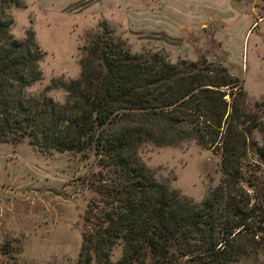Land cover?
<instances>
[{
	"label": "trees",
	"instance_id": "16d2710c",
	"mask_svg": "<svg viewBox=\"0 0 264 264\" xmlns=\"http://www.w3.org/2000/svg\"><path fill=\"white\" fill-rule=\"evenodd\" d=\"M10 7L24 4L0 0V142L26 140L40 151L92 157L97 166L82 178L94 196L81 217L76 264H235L264 255V186L256 200L240 172L249 131L242 125L256 115L241 106V85L223 64L130 53L100 21L79 46L78 75L50 81L65 93L56 102L44 93L48 85L25 92L40 79L43 52L30 29L22 38L8 32ZM255 107L264 108V99ZM187 140L220 156L221 178L199 202L156 182L138 156L146 143ZM116 244L120 256L111 262Z\"/></svg>",
	"mask_w": 264,
	"mask_h": 264
},
{
	"label": "rangeland",
	"instance_id": "374dc122",
	"mask_svg": "<svg viewBox=\"0 0 264 264\" xmlns=\"http://www.w3.org/2000/svg\"><path fill=\"white\" fill-rule=\"evenodd\" d=\"M241 1L247 6L244 12L252 17L245 31L219 22L217 26L203 28V33H188L179 44L169 43L170 46L139 38L127 27L105 21L98 14H83L75 20L71 31L67 26H47L38 17L31 27L43 52L38 63L40 79L26 87L25 92L36 95L48 85L45 95L62 102L65 93L60 83L50 81H66L78 75L79 46L97 32L100 21L109 25L130 53L160 51L173 64L198 57L220 62L241 85V106L256 115L254 123L242 125L249 131L240 172L243 187L260 200L264 159L256 148L264 152V108L255 104L264 99V0ZM7 13L11 18L8 32L15 38L24 37L25 31L31 30L25 11L10 7ZM227 100L231 101L228 97ZM236 102L239 103L238 99ZM138 156L156 182L194 202L201 201L221 178L218 151L192 140L169 146L146 143L138 148ZM96 170L92 157L40 151L26 140L15 144L0 142V264H76L83 231L81 217L87 201L94 196L82 178ZM120 252L119 244L113 246L109 260L115 262ZM235 264H264V255L245 257Z\"/></svg>",
	"mask_w": 264,
	"mask_h": 264
},
{
	"label": "crops",
	"instance_id": "0c3cea01",
	"mask_svg": "<svg viewBox=\"0 0 264 264\" xmlns=\"http://www.w3.org/2000/svg\"><path fill=\"white\" fill-rule=\"evenodd\" d=\"M28 26L40 17L47 26H67L71 31L83 14L99 15L127 27L132 34L152 43L170 46L188 33L208 26L250 25L251 18L241 0H22ZM254 7V6H253ZM79 13H75V12ZM254 19V18H253ZM243 32V31H242ZM244 33V32H243ZM36 40V37H35Z\"/></svg>",
	"mask_w": 264,
	"mask_h": 264
}]
</instances>
